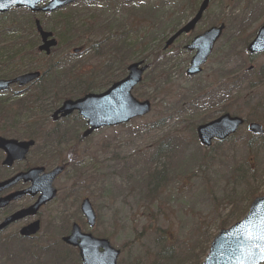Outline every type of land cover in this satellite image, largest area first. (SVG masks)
Here are the masks:
<instances>
[{"label": "rangeland", "instance_id": "rangeland-1", "mask_svg": "<svg viewBox=\"0 0 264 264\" xmlns=\"http://www.w3.org/2000/svg\"><path fill=\"white\" fill-rule=\"evenodd\" d=\"M200 1L76 0L61 10L73 20L91 24L104 21L111 28L102 37L95 27L79 39L84 49L77 59L92 74H98L107 60L113 64V55H97L95 42L105 39L103 43L108 45L121 34L129 46L120 55L125 66L112 65L110 83L90 92L105 90L126 74L129 63L143 60L149 68L132 94L138 100L148 99L152 109L126 124L100 128L72 149L74 161L53 184L58 190L56 198L39 211L40 231L30 240L8 239L9 232L17 231L15 225L0 235V244H7L6 248L0 246V264H80L77 252L64 246L60 238L72 222H84L79 211L84 197L98 217L93 234L108 239L120 251L116 264H200L217 232L241 219L250 201L264 195V134L247 131L251 121L264 129V106H253L264 98V83L254 81L252 90L228 103L223 102L222 93L211 103L200 100L202 93L218 87L221 66L238 67L244 61L246 67L253 65L256 70L264 65V53L248 60L244 50L264 23V0H211L195 28L164 49L166 39L193 15ZM17 10L22 24L13 37L26 36L29 41L34 34L21 9ZM9 19H0V24ZM40 21L45 29L60 23L53 17ZM220 23L225 29L201 73L187 76L192 52L184 45ZM61 51L62 46L56 53ZM154 62H159L156 69ZM10 90L0 93V102L16 92L15 87ZM224 113L248 121L227 140L215 141L209 148L201 146L196 126ZM78 118L73 113L57 126L44 125L57 127L69 140L83 129ZM12 119L31 121L26 112ZM54 145L51 142V148ZM61 150L54 153L59 156L52 164L42 161L43 156L40 164L50 168L67 160L65 144ZM20 167L22 164L14 170ZM26 203L25 199L15 206ZM81 229L87 231L86 226Z\"/></svg>", "mask_w": 264, "mask_h": 264}, {"label": "water", "instance_id": "water-1", "mask_svg": "<svg viewBox=\"0 0 264 264\" xmlns=\"http://www.w3.org/2000/svg\"><path fill=\"white\" fill-rule=\"evenodd\" d=\"M41 1H48V3L43 7H39L38 4ZM69 1L71 0H0V14L8 12L13 7L26 8L31 12L41 11L47 13ZM208 3L209 0L201 2L192 20L174 33L166 41L165 47L170 45L181 33H187L193 29L207 8ZM35 25L41 38L38 49L49 54L50 48L56 45V41L55 39H49L52 34L43 31L38 21H35ZM223 28V24L212 26L195 36L190 44L185 47L188 50H195L186 70L188 76L200 73L201 66L206 62ZM246 50L249 54L264 51V25L258 28L255 37L247 45ZM146 68V65H142V61L129 64L127 75L123 79L114 82L102 93H88L75 100L67 99L63 101L61 106L52 113V119L57 120L59 117H66L73 111H77L88 125V128L81 135L82 138H85L94 130L103 126H116L127 123L133 118L146 115L150 111V102L148 100L139 101L131 94L132 89L140 83ZM38 76V72H31L21 74L10 80L0 79V89H5L15 83L19 86L25 85ZM242 124V118L226 113L207 123L198 125L196 135L199 142L208 147L214 139L224 140L234 134ZM248 130L253 134L263 132L256 123L249 124ZM31 144V141L19 142L0 138V148L6 152L3 164L10 165L15 159H23ZM62 169V167H56L48 173L37 176L43 171V168H35L0 182L1 191L19 178L31 180L28 189L0 198V208L7 205L10 200L16 199L27 192L32 195L37 192L40 194L31 206L8 216L0 224V230L17 219L35 215L41 205L53 200L56 190L52 183L54 178L62 172ZM80 210L88 224L92 226L95 215L87 198L82 200ZM38 230L39 221L36 220L22 227L19 233L23 236H29L34 235ZM62 241L78 248L82 264H116L119 250L111 247L105 239H97L90 234L81 233L76 224L72 226L70 234L62 238ZM100 248L102 251H99ZM200 264H264V195L251 201L248 211L242 219L218 231Z\"/></svg>", "mask_w": 264, "mask_h": 264}, {"label": "trees", "instance_id": "trees-1", "mask_svg": "<svg viewBox=\"0 0 264 264\" xmlns=\"http://www.w3.org/2000/svg\"><path fill=\"white\" fill-rule=\"evenodd\" d=\"M17 11L11 10L4 15H0V19L11 18L7 21L3 20L0 24V78H11L18 74L34 70H40L42 77L38 79L37 84L33 88L26 92L19 94L11 93L8 98L1 100L0 120H8L9 123L0 124V133L16 137L30 136L37 138L38 136H42L43 139H47L49 146L51 145V141H55L58 149L53 151L49 147L48 154H45L41 158L42 161H50V164L53 163L51 161L58 159L59 154L54 153L62 152L61 149L64 148L65 144V153L68 154L67 159L72 163V155H75V153H72V149H77V145L80 143L78 132H74V135L69 139L70 142L63 133H58L52 130V128L50 130V128L45 127L43 122L39 123L38 121L48 119V114L62 100L79 97L87 92L100 89V85L102 84L110 83L111 80L108 79V75L112 65L120 66L121 64L125 66L126 61L120 55H124L129 46L121 39V34L114 38V41L108 45L101 42V46L98 49L99 52H102L104 55L107 53L109 55L112 54L113 56L110 58L113 64H108V60L106 59L105 64H101L100 66V72L95 75L84 69V62L77 59L78 54L72 55L69 50L75 46L82 45L79 39L85 33L90 34L95 27L103 33V37L111 29L108 25L101 22L99 23L100 26H91L83 21L73 20L62 15H55V18L60 23L55 28H49V30L54 33L58 43L50 52V55L45 56L37 51L39 41L33 27V16L26 10L19 11L22 12L24 19L27 21L28 26L30 25L34 35L29 41L26 36L13 37L17 33V27L22 24L16 16ZM242 33L244 32L242 31ZM61 46L63 51L59 54L56 53ZM97 55L99 56V54ZM34 60L35 62L33 63ZM244 64V61H240L238 67L221 66L220 68L223 72L220 74V80L217 83L218 87L207 93H202L200 100L204 103H211L215 96L218 97L222 93L223 96L221 97L224 98H222L223 102L228 103L232 100H238L247 90H252L246 82L252 81V79L247 77L249 72L244 71ZM154 66L156 69L159 66V62H154ZM256 72L255 76L257 79L263 82L264 65L259 67ZM102 77L104 79H100ZM7 106H9L8 109ZM253 106H264V98L258 99L254 102ZM22 112L30 115L31 122L25 124L24 128L20 130L18 128V122L12 118L19 116ZM37 118L39 119L37 120ZM261 119L262 116L257 118L259 121ZM78 120V125H83L82 120L80 118ZM59 135H61L60 138L58 137ZM0 246L5 248L6 245L1 243ZM29 253L30 251H27L26 254L29 255Z\"/></svg>", "mask_w": 264, "mask_h": 264}, {"label": "flooded vegetation", "instance_id": "flooded-vegetation-1", "mask_svg": "<svg viewBox=\"0 0 264 264\" xmlns=\"http://www.w3.org/2000/svg\"><path fill=\"white\" fill-rule=\"evenodd\" d=\"M75 2H76V0H72L69 4L63 6L62 9H64L68 5L69 6L70 5H73ZM46 3L47 2H42L41 3V6H44ZM40 15H43V14L41 13ZM36 16H37V14H36ZM92 18L93 17H91V20H92ZM91 20H90V22H91ZM80 50H81V48H80ZM62 119L63 118H61L59 120H56V121H53V119L52 120L49 119V121L48 120H45V121H38V122L39 123L40 122H44V123H48L49 122L51 124V126L52 125L57 126L58 123L62 122ZM30 122L31 121L27 120L24 123H19L18 124V128L21 127L20 130H22L24 128L25 124L30 123ZM2 123H9V121L8 120H0V124H2ZM50 130H51V127H50ZM52 130L57 131L58 133L60 132V129H58L57 127L56 128H53ZM58 137L60 138L61 135H59ZM0 138L5 139V140L14 139V140H17V141H31L32 142V144L29 146V148L27 150L26 155H24L25 157L23 159H20V160H14L10 165L3 164V160L6 157V152L2 148H0V174H1V176H0V182L1 181H4V180H7V179H10V178L14 177L17 174L26 173V172H28V171L36 168V167L42 166L44 168L43 171L40 172L37 175V176H40L43 173L50 171L53 167L59 166V164H56L53 167L46 168L45 165H41L40 164L39 158L41 157L42 153L45 152L50 147L48 145V143H47V139H43L42 136L41 137L38 136L37 138L36 137H30V136H27V137H24V136L23 137L22 136L16 137V136L3 135V134L0 133ZM51 142H53V141H51ZM30 156L33 157V158H31V160H29L30 159ZM18 164H19V166H21V164H22V167H20L19 169L14 170V168ZM63 165H65V167H66V163H64ZM56 178H57V176H56ZM30 185H31V180L30 179L19 178L14 183H12L10 186H8V187H6V188H4V189H2L0 191V198H3L5 196H7V195H11V194H14V193H17V192L26 190V189L29 188ZM38 197H39V192H37L34 195H32L29 192H27V193H25V194L17 197L16 199L10 200L7 205H5V206H3V207L0 208V224L9 215H12L15 212L21 211L22 209H26L29 206H31L33 203H35V201L37 200ZM25 199L27 200V203L25 205L15 206L16 203L21 202V201H23ZM46 205L47 204L41 206L40 209L41 208H44ZM40 209H39V211H40ZM39 211L35 215L26 216V217H23L21 219H17L15 221L9 223L6 227H4L3 229L0 230V235H2L4 232L8 231V229L11 228L12 226L18 225V229H17L16 232H12V233L9 232L8 233V234H10V235L7 236L8 239L11 238V237H14V236H18L19 238L24 239V240H30V239L34 238L35 235H31V236H27V237L21 236L19 234V231H20V229L22 227L30 224L34 220H39L40 221V219L38 218ZM77 224L79 226V229L83 233H89V234H91L95 238L100 237L98 234L96 235V234H93V232H92V230L94 229V227H96V225L98 224V221H95V223H94V225H92V227H89L87 225L86 221H84L82 224H80V223L77 222ZM81 225L82 226H86L87 231H85V230L83 231L81 229V227H82ZM71 229H72V225L70 226V230L68 231L69 233H70ZM69 248L77 251V248H75V247L69 246ZM99 251H101V249H99Z\"/></svg>", "mask_w": 264, "mask_h": 264}]
</instances>
